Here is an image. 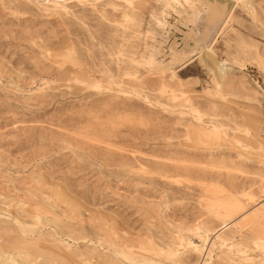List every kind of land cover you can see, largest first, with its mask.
I'll return each mask as SVG.
<instances>
[{
	"label": "rangeland",
	"instance_id": "374dc122",
	"mask_svg": "<svg viewBox=\"0 0 264 264\" xmlns=\"http://www.w3.org/2000/svg\"><path fill=\"white\" fill-rule=\"evenodd\" d=\"M0 264H264V0H0Z\"/></svg>",
	"mask_w": 264,
	"mask_h": 264
},
{
	"label": "bare ground",
	"instance_id": "6f19581e",
	"mask_svg": "<svg viewBox=\"0 0 264 264\" xmlns=\"http://www.w3.org/2000/svg\"><path fill=\"white\" fill-rule=\"evenodd\" d=\"M215 4L212 5L209 4L207 7H205V9L203 10V13L205 14V22L206 25L201 29L199 35H198V39L207 42L210 38V35L212 33L213 30V21L215 19H217V17L220 16V22H222V19H224V5H220L217 2H214ZM199 12V10H197ZM197 39V40H198ZM156 53H158V50H155ZM182 57L181 52L179 51H175L173 50L171 53V60L170 63H173L175 61H177L179 58ZM152 59L154 60L153 56ZM160 63V62H159ZM160 65V64H159ZM161 65H166V64H161Z\"/></svg>",
	"mask_w": 264,
	"mask_h": 264
}]
</instances>
